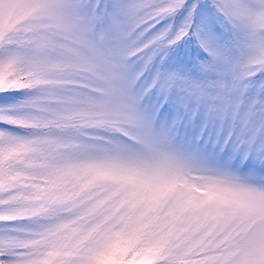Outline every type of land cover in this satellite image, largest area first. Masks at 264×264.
I'll use <instances>...</instances> for the list:
<instances>
[{"label":"snow or ice","instance_id":"1","mask_svg":"<svg viewBox=\"0 0 264 264\" xmlns=\"http://www.w3.org/2000/svg\"><path fill=\"white\" fill-rule=\"evenodd\" d=\"M0 264H264V0H0Z\"/></svg>","mask_w":264,"mask_h":264}]
</instances>
